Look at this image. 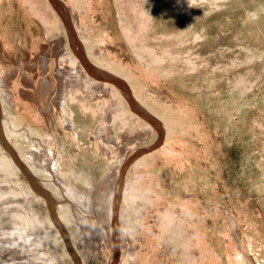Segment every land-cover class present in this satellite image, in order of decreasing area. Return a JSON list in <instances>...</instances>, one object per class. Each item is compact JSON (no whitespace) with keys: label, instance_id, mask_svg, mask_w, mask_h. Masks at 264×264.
Instances as JSON below:
<instances>
[{"label":"rangeland","instance_id":"rangeland-1","mask_svg":"<svg viewBox=\"0 0 264 264\" xmlns=\"http://www.w3.org/2000/svg\"><path fill=\"white\" fill-rule=\"evenodd\" d=\"M153 1L0 0L6 47L12 49L17 37L40 60L30 83L23 71L8 78L10 101L32 126L55 137L46 143L54 159L71 149L63 169L79 188L67 190L64 200L79 219L81 236L72 242L77 258L65 245L69 264H264V82L244 80L249 67L264 60V0H230L216 11L198 5L205 14L195 24L206 29L210 46L201 57L213 65L228 58L239 67L215 75L203 72L205 64L182 73L129 61L125 38L138 35L139 11L164 9V1ZM44 45H54L51 54ZM30 56L23 55L25 62ZM66 56L76 67L64 69L66 75L79 73L103 92L105 83L109 92L76 94L70 105L75 134L61 126L57 104L65 90L56 72ZM43 79L45 94L36 92ZM3 116L0 104V122ZM165 213L168 221L161 219Z\"/></svg>","mask_w":264,"mask_h":264},{"label":"bare ground","instance_id":"bare-ground-1","mask_svg":"<svg viewBox=\"0 0 264 264\" xmlns=\"http://www.w3.org/2000/svg\"><path fill=\"white\" fill-rule=\"evenodd\" d=\"M151 1L154 2L153 0ZM156 1H159V3L164 1L165 3V0ZM166 1L168 4L165 6L166 4L163 3L161 6L164 9L161 11L157 10L155 13L151 12V14L143 10L139 11V18L137 20L138 35L132 38L129 36L125 38L127 40L126 45L130 48V56H132V58H128L129 61L145 69L151 66V68H153V66L159 67L161 65H167L171 69L176 68L182 73H185L194 72L197 68L203 67L205 64V67H203L204 69H202L203 72H213L214 75L221 72L224 74H228L229 72L235 73L239 67L228 58L224 61L221 59L218 65H213L210 62L205 63L207 60L205 59L206 56H203V60L201 57L202 54L199 53V51L206 52L210 47L204 43L206 39V29L195 24V20L201 21L205 14L198 10L199 4H203L209 10L213 9L216 11L222 8L220 5L230 0ZM246 16H248V14ZM117 26L124 34L125 29L122 28L120 19L117 22ZM2 35L3 34L0 35V104L2 106L4 118L0 122V132L3 131L5 135V138H3L5 141L0 138V264H69L70 259L68 251L72 254V258L76 257L72 242L77 243V239L81 236L79 219H76L70 204L64 200L68 195L67 190H78L79 188L75 187L73 184L71 171H65L63 169V165L65 163L68 164L72 159V155H69L71 149L69 147L67 150H62L61 155H57V159H54L55 151L50 147H46V143L53 141L55 137L50 133L42 132L37 127L32 126L25 110L19 105L14 106L11 102L12 100L10 101L11 97L8 96L9 91L6 86L9 81L8 78L10 77V79H12L15 74H20L23 71L24 81L30 83L32 79L31 71L33 67H37L40 60L36 59V57L33 58L35 48L29 45L27 48L26 43L20 41L17 37H14L12 40L13 48L8 49L9 45L6 47V42ZM46 38L50 40L48 36ZM74 43L77 45L79 41L74 39ZM53 46L54 45L51 47L45 46V51L51 54ZM102 47L105 46L102 45L101 48ZM27 53L32 55L29 57L30 60L28 63L23 59V55H27ZM41 55L43 58L46 57L44 52H42ZM64 58L69 62L64 63ZM64 58H60L61 61H59L61 63L56 72L57 80L59 81V79H62L60 80L62 90H65V92L61 94V98H63L61 99L62 102L59 100V103H57L61 104V118L59 121L62 127H64L63 125L67 126L66 131L68 133L75 134L70 105L74 101H77L76 94H80V91L83 89H88L89 93L94 92L93 96L95 97L97 95H107L109 92L107 90L108 86H106L105 83L104 88H106V90L103 92L95 88L96 86L94 84L89 83L91 85L88 86L84 78L83 81L80 79L81 75L79 73H70L69 76L66 75L64 69L68 71L76 67L72 66L71 59L73 57L66 56ZM33 60L36 61L35 64ZM81 61L84 64L86 63L84 59H81ZM41 62L43 63L44 60H41ZM101 62L102 64H106L102 59ZM26 63L28 64L27 67ZM50 66L49 64L45 65L49 70H52ZM87 66L89 68V65ZM249 68V77H244L247 84H250V81H253L252 84L264 82V60L263 62L253 63ZM89 71L91 75L97 79L95 72H91L90 69ZM27 74H30V77ZM168 74H172V72L170 71ZM42 81L43 82L40 83V87L36 92L44 93L46 90H44V88H48V83L45 82L44 79ZM81 84H83V86ZM75 85L77 89L73 88ZM251 86L252 85H250L249 89L250 93L252 91ZM95 90H99V92ZM219 93L220 92H218V94ZM19 109H21L20 112ZM53 110H55V108H53ZM68 115H70V118L67 117ZM102 132L101 130L97 131V134H102ZM43 134L46 137H43ZM112 136L113 135H111V137ZM33 137H39L41 140L35 141L32 139ZM106 138L104 136V143L106 142ZM37 149L40 150L37 151ZM49 159L50 162L47 164L46 161H49ZM36 181L40 182L41 185L39 183L38 185ZM80 185V188L84 189V185ZM89 185L93 187L97 186L93 179L90 181ZM96 200H99V197H97ZM53 202H56V209L54 208ZM94 206L95 204L93 203V207ZM42 207L46 208V214L42 213ZM90 210L82 209L80 211L89 212ZM166 217L165 213V217L161 218L162 221L165 220L164 218ZM168 218L169 217L166 219L167 221ZM82 219L86 220L85 217H82ZM167 221L165 225L169 223ZM68 237H70L71 243ZM65 245L68 251H66L67 248Z\"/></svg>","mask_w":264,"mask_h":264}]
</instances>
